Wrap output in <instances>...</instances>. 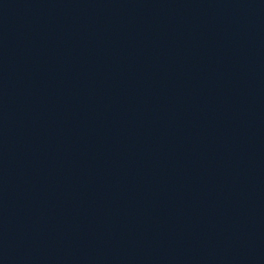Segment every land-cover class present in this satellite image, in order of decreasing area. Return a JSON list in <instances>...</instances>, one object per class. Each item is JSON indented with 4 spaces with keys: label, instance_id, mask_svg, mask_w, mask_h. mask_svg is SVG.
Instances as JSON below:
<instances>
[{
    "label": "water",
    "instance_id": "1",
    "mask_svg": "<svg viewBox=\"0 0 264 264\" xmlns=\"http://www.w3.org/2000/svg\"><path fill=\"white\" fill-rule=\"evenodd\" d=\"M0 264H264V0H0Z\"/></svg>",
    "mask_w": 264,
    "mask_h": 264
}]
</instances>
